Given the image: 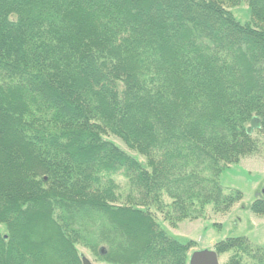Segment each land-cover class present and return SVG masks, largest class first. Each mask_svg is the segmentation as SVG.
Returning <instances> with one entry per match:
<instances>
[{"label": "trees", "instance_id": "1", "mask_svg": "<svg viewBox=\"0 0 264 264\" xmlns=\"http://www.w3.org/2000/svg\"><path fill=\"white\" fill-rule=\"evenodd\" d=\"M241 1L0 0V264H82L79 247L187 264L195 242L156 212L228 211L242 193L219 175L259 151L253 116L264 135V0H244L252 24L227 8ZM214 250L264 264L245 236Z\"/></svg>", "mask_w": 264, "mask_h": 264}, {"label": "rangeland", "instance_id": "2", "mask_svg": "<svg viewBox=\"0 0 264 264\" xmlns=\"http://www.w3.org/2000/svg\"><path fill=\"white\" fill-rule=\"evenodd\" d=\"M227 8L241 23L252 24L250 9L244 0L236 6H227ZM258 129L252 132V136L260 141L259 151L228 165L219 175V183L225 190H239L242 193L241 199L228 211L214 212L211 204H207L203 217L185 219L176 226L170 225L160 213L156 212L157 221L172 237L182 243L190 240L195 242L188 251L187 264L192 252L213 250L217 241L227 237L245 236L253 244L264 246V214H256L250 208L256 198L264 199V135L258 132ZM106 138L147 167L145 157L129 149L119 138L112 135H107ZM79 250L93 264H109L100 261L83 247H79ZM231 253L230 251L219 254V263L223 264Z\"/></svg>", "mask_w": 264, "mask_h": 264}, {"label": "water", "instance_id": "3", "mask_svg": "<svg viewBox=\"0 0 264 264\" xmlns=\"http://www.w3.org/2000/svg\"><path fill=\"white\" fill-rule=\"evenodd\" d=\"M260 127V119L257 116H253L250 119L249 125L246 128L248 134ZM99 252L104 253V248L100 247ZM82 264H93L86 256H82ZM188 264H220L218 261V255L215 250H200L194 251L188 259Z\"/></svg>", "mask_w": 264, "mask_h": 264}]
</instances>
